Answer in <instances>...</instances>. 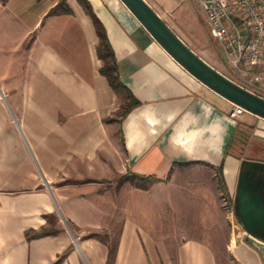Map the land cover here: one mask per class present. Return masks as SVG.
Wrapping results in <instances>:
<instances>
[{
    "label": "crops",
    "instance_id": "0c3cea01",
    "mask_svg": "<svg viewBox=\"0 0 264 264\" xmlns=\"http://www.w3.org/2000/svg\"><path fill=\"white\" fill-rule=\"evenodd\" d=\"M87 1L139 102L124 118L77 0L67 1L72 14L54 16L60 0H0V264H108L111 247L112 264H219L207 241L219 194L234 206L242 161L264 163V119H232L234 104L174 60L121 0ZM158 1L145 0L168 18L179 4ZM241 130L250 136L234 153ZM129 173L158 182L119 186ZM182 203L195 220L177 223L172 206ZM159 206L176 233L146 225ZM42 229L55 233L27 238ZM235 248L244 263L264 264L252 247Z\"/></svg>",
    "mask_w": 264,
    "mask_h": 264
},
{
    "label": "water",
    "instance_id": "95a60500",
    "mask_svg": "<svg viewBox=\"0 0 264 264\" xmlns=\"http://www.w3.org/2000/svg\"><path fill=\"white\" fill-rule=\"evenodd\" d=\"M153 38L190 74L211 90L264 119V99L239 87L198 57L165 24L145 0H121ZM247 137L250 134L244 130ZM234 215L246 232L245 241L264 261V163L243 160L234 201Z\"/></svg>",
    "mask_w": 264,
    "mask_h": 264
},
{
    "label": "rangeland",
    "instance_id": "374dc122",
    "mask_svg": "<svg viewBox=\"0 0 264 264\" xmlns=\"http://www.w3.org/2000/svg\"><path fill=\"white\" fill-rule=\"evenodd\" d=\"M178 1L179 4L176 7L178 12L175 9L170 10L168 13L169 18L167 17V14H162L159 7H157V13L161 15V19L175 33V35L181 38L182 41L187 45V47L191 49L198 57H200L205 62L207 61L206 63L215 66L216 69L221 71V73H223V75H225L226 77H230V73L225 66V54L222 51L221 46L213 41L210 37L202 10L191 0ZM121 98L123 99V102L125 104L126 98L124 96H121ZM248 114V112L245 113L244 119L248 117ZM240 152L241 150L238 147L234 148V153ZM137 182L138 184L147 186L148 188H150L152 185V183L147 181L137 180ZM153 195H157V191L154 193H149V196L152 197ZM219 196V219L215 222L214 231H211L213 235L207 237V241L214 249L219 264H249L244 263L241 258L242 254H244L243 250L240 248H235L238 242L242 243L243 246L248 249L251 248V246H249V244L245 241L247 234L244 233L243 228L234 215L232 201H230L227 196H224L222 192L219 194ZM164 208L165 206H159L160 210L157 209V220H154L153 216L149 218L146 217L147 220L145 223L149 228L153 227L154 229V225H156L157 233H166L165 226L168 225L172 228V232L170 233L174 234L176 233V231L175 227L173 226V221H168V218L163 210ZM172 208H174V210H178L179 212L177 213V223L179 221H181V223H185L184 220L186 217L189 218L194 216L193 220H195V215H192V213L194 212L193 209H195L194 206L182 203L178 206H172ZM138 223L143 224L141 217L138 220ZM151 237L154 238L153 236ZM155 238L157 241V234L155 235ZM114 240H116V238H114ZM239 252L242 253L239 254ZM251 252H254V254H256L257 251L251 250Z\"/></svg>",
    "mask_w": 264,
    "mask_h": 264
},
{
    "label": "built area",
    "instance_id": "2783aa9c",
    "mask_svg": "<svg viewBox=\"0 0 264 264\" xmlns=\"http://www.w3.org/2000/svg\"><path fill=\"white\" fill-rule=\"evenodd\" d=\"M226 57L230 81L264 99V0H191ZM246 111L234 105V120Z\"/></svg>",
    "mask_w": 264,
    "mask_h": 264
},
{
    "label": "trees",
    "instance_id": "16d2710c",
    "mask_svg": "<svg viewBox=\"0 0 264 264\" xmlns=\"http://www.w3.org/2000/svg\"><path fill=\"white\" fill-rule=\"evenodd\" d=\"M68 0H60L58 5L53 8L50 12V16L54 15H70L72 14V10L69 8L67 4ZM79 4L83 7L87 15L91 18L93 25L95 27L97 36L99 38V43L97 46V56L99 60L102 62V67L100 69V73L103 77H105L112 88V90L115 92V94L119 96H124L126 98V103L122 107V111L120 112V116L124 118L130 111H132L134 108H136L139 105V102L135 99V97L131 94V92L125 87L123 84L120 75H119V69L118 64L116 60V56L114 53V50L109 42V39L107 37L106 30L101 23V21L97 18L95 13L93 12L91 4L87 0H77ZM236 144L242 145L240 154L243 153L244 145H246V137L243 135L240 131L236 134ZM235 148V147H234ZM137 180L147 181L152 184L158 182L155 179L151 178H145L140 177L138 175L129 173L125 175L123 178H121L118 181L119 186L123 185L125 183H130L132 186L147 190L148 187L138 184ZM223 182H221L222 184ZM224 187V184L223 186ZM51 220V223H56L57 219L55 217L49 218ZM55 232L50 229H42L40 232H30L27 233L28 239H38L41 237H45L48 235H53ZM94 237V236H92ZM116 255V248L111 247L109 252V263L112 264L114 258ZM59 264V263H56Z\"/></svg>",
    "mask_w": 264,
    "mask_h": 264
}]
</instances>
